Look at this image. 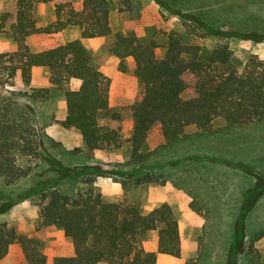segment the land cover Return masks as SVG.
<instances>
[{"label": "trees", "instance_id": "16d2710c", "mask_svg": "<svg viewBox=\"0 0 264 264\" xmlns=\"http://www.w3.org/2000/svg\"><path fill=\"white\" fill-rule=\"evenodd\" d=\"M13 1L16 12L9 34L17 51L0 54V91L7 93L0 94V187L14 186L28 178L36 166L31 161L41 159L35 111L17 101L20 96H28L8 91L17 87L18 77L28 85L34 68L47 69L50 87L30 95V103L42 95L60 93L66 109L60 125L80 135L81 146L68 151L70 158L92 161L121 144L115 129L98 124L101 114L108 111L109 79L93 66L80 40L28 53L25 39L39 33L75 28L79 39H110L107 52L120 61L122 71L126 70L123 62L131 61V74L141 88L129 110L128 165L138 169L135 171L148 170L147 161L155 155L143 153L152 131L159 137L157 150H165L180 141L189 126L195 127L199 135H212L216 120L223 122L224 130L246 128L264 120V61L252 56L239 70L229 45L231 38L261 41L258 27H246L248 19L223 14V3L237 0H211L212 5L198 9L194 0L158 1L178 19L182 29L172 30L161 43L140 40L132 29L112 33L110 0ZM40 4L53 5L55 17L54 23L44 29H37L33 18ZM2 20L4 25L10 18L4 15ZM192 38L209 41L211 46L192 45ZM160 50H164L162 56ZM183 93L189 98L183 99ZM118 118L112 115L113 121ZM150 170L135 174L136 186L164 187L163 175ZM51 180L53 185L39 193V222L32 235H18L0 223V262L13 244L20 249L24 264H156L158 255L179 258L177 220L169 205L144 213L127 198L104 203L90 188L60 191L63 183L74 184L70 176L62 179L56 175ZM258 189L251 190L253 195H247L234 217L232 235L223 247V264H264V253L256 248L264 230L250 232L246 223ZM51 231H60L71 241L72 255L49 259L41 252L40 238ZM150 232L157 233L156 252L146 251L140 244Z\"/></svg>", "mask_w": 264, "mask_h": 264}, {"label": "rangeland", "instance_id": "374dc122", "mask_svg": "<svg viewBox=\"0 0 264 264\" xmlns=\"http://www.w3.org/2000/svg\"><path fill=\"white\" fill-rule=\"evenodd\" d=\"M158 1L161 0H110L109 25L112 33L132 29L140 40H155L161 43L172 30L181 31L178 19L161 7V2ZM194 1L195 9L213 3L211 0ZM210 11L213 12L212 9ZM222 11L223 14L228 12L231 17H244L250 22L249 25L246 24L247 28L258 27L260 30L259 42L241 38L229 40L233 60L239 70L252 56L264 60V0L229 1L223 3ZM15 12L13 0H0V54L10 55L17 51L9 34ZM4 15L9 16L10 21L1 25ZM33 18L37 29H44L53 24V5H37ZM78 38V30L71 28L56 33L32 35L25 39V43L27 52L35 54ZM189 42L192 45L211 46L209 41L203 42L198 38H192ZM109 43L110 39L97 38L86 42L84 48L93 66L102 71L110 81L108 111L101 114L98 124L118 132L121 138L120 147L111 148L92 161L81 157L70 158L68 151L80 147L81 138L76 131L64 130L60 125L66 114L63 96L51 92L36 98L35 103H30V95H34L37 90L49 89L47 69L38 68L31 72L28 85H23L18 77L17 87L8 91L28 96H20L17 101L20 106L33 108V113L35 111L37 128L41 134V159L31 161L36 166L28 178L14 186L0 187V211L4 210L0 213V223L14 229L18 235H32L39 222V193L53 185L51 179L56 175L62 179L70 176L74 183H63L58 188L60 191H85L90 188L100 194L104 203H116L127 198L136 202L141 210L147 213L156 207L161 188H153L151 185L136 186L135 174H144L152 168L150 171L163 175L166 182H170L176 190L184 188L192 196L190 206L197 214V224L194 226L190 223V226H187L186 223L183 234L195 237L199 249L185 264H223V245L229 242L235 217H223L219 214L221 210L217 206L220 194L218 191H223V161L228 164L230 174L235 176L237 188H242L238 202L243 200L244 203L247 195H253L251 190L259 188L256 190L259 193L256 194L258 193L257 199L260 197V208L247 216L246 223L251 229L250 232L264 230V120L238 130H224L223 122L216 120L213 122L212 135H199L196 128L190 126L186 128L180 141L165 150H157L159 137L152 131L143 153L155 155L147 161L148 170L135 171L138 169L128 165L131 153L128 142L131 136L129 110L140 96L141 88L131 74V61L123 62L126 70L122 71L120 61L107 52ZM163 53L164 50H160L158 54L162 56ZM0 94L7 95L1 91ZM181 97L189 98L186 93L181 94ZM112 115L118 116V120L113 121ZM52 141L59 143V146L55 147ZM249 181L253 182V189ZM210 185L213 187H209ZM123 189H126V192ZM117 195H120L118 201ZM140 244L144 250L156 252L157 233H148ZM256 248L264 253V237L256 244ZM40 249L49 259L67 257L72 253L71 241L60 231L48 232L40 238ZM163 257L165 255L159 258L158 264H168L165 259L170 260V257ZM23 261L20 249L13 244L9 257L3 264H23Z\"/></svg>", "mask_w": 264, "mask_h": 264}, {"label": "crops", "instance_id": "0c3cea01", "mask_svg": "<svg viewBox=\"0 0 264 264\" xmlns=\"http://www.w3.org/2000/svg\"><path fill=\"white\" fill-rule=\"evenodd\" d=\"M78 40H80L81 44L84 47L86 42L92 39H79L78 38ZM36 69L38 68H34L32 72H34ZM246 128H240V129H246ZM173 156H176V155H173ZM227 165L225 164V161H223V183H222L223 191H218L220 194H219V199H218L219 204L217 206H218V209L221 210V212L219 211V214L222 215L223 217H234L239 214L243 206V200L238 202L239 196L241 195L242 188H237L238 182H236L235 176H232L230 172L228 171L229 169ZM249 184L251 185V189L255 187L253 185V182L249 181ZM209 187H213V186L210 185ZM191 198L192 196L187 193V190H185L184 188H177L176 190V188H174L168 181L166 182L164 187L160 189V193H158V196L156 199V207L162 204H167L170 206V208L172 209L173 215L177 220L178 234H179V240H180L179 258L170 257V260L165 259V262H167L168 264H185L187 260L194 257L198 252L199 244L197 242V239L193 236H185L183 234V227L186 223H187V226L190 223L194 226H196L197 224V221H195L197 214L192 210L190 206L191 204L190 202L192 200ZM118 199H120V195H117L116 201H118ZM259 200H260V197L256 199L255 202L252 204L251 209L248 212V215L252 214V212L256 209L259 210L260 208L259 203H258ZM113 202L114 201H112V203ZM225 230L227 229L225 228ZM224 246L225 245H223V247ZM11 247L12 245L9 247L7 255L0 262V264H3V262L7 260V258L9 257V252L11 250ZM152 252H155V251H152ZM161 257L162 255L157 256L156 264L160 262L159 258ZM163 258H168V257L165 256ZM23 264H24V261H23Z\"/></svg>", "mask_w": 264, "mask_h": 264}]
</instances>
